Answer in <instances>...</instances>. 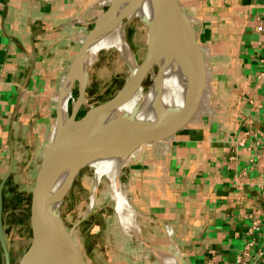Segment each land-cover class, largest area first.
Segmentation results:
<instances>
[{"label":"crops","instance_id":"obj_1","mask_svg":"<svg viewBox=\"0 0 264 264\" xmlns=\"http://www.w3.org/2000/svg\"><path fill=\"white\" fill-rule=\"evenodd\" d=\"M178 1L197 33L206 88L184 128L145 143L122 169V191L163 229L181 264H264L257 248L239 259L249 215L264 220V0ZM111 2L0 0V188L10 173L0 264L4 243L19 264L14 231L32 234V192L66 78ZM114 244L109 264H154L146 244Z\"/></svg>","mask_w":264,"mask_h":264},{"label":"water","instance_id":"obj_2","mask_svg":"<svg viewBox=\"0 0 264 264\" xmlns=\"http://www.w3.org/2000/svg\"><path fill=\"white\" fill-rule=\"evenodd\" d=\"M119 1L112 0L107 10L94 21L95 26L77 52L66 78L65 83L74 74L77 75L75 82H79L78 98L67 116L61 113L58 105V120L52 128L32 192V242L19 264H89L73 239V230H67L61 216V203L66 193L60 197L55 191L59 172L73 157L70 155L71 151L85 148L131 151L136 147L141 148L145 143L163 140L184 128L198 110L206 88V67L195 27L178 0H150L153 15L143 21L154 31L160 45L164 47L168 44L182 61L186 85L183 103L159 107L156 116L149 120L137 119L136 113L132 116L115 115L116 108L122 103L115 104V101L123 95L126 98L123 103L126 102L129 94L141 88L145 74L157 63L156 54L160 46L151 37L149 29V51L146 59L137 63L140 66L136 74L137 81L133 72L130 73L126 86L114 98L91 107L79 117L88 84V75L82 74L79 68L81 64L84 65L95 37L104 32L111 18L121 13L118 9ZM132 1L137 10L145 0ZM119 17V22L122 23L126 15ZM160 98L161 93L157 100ZM84 167L83 164L78 165L72 171L71 185ZM9 175L8 172L0 188V221L3 215L2 192ZM9 249V245L4 243L7 264H11Z\"/></svg>","mask_w":264,"mask_h":264},{"label":"rangeland","instance_id":"obj_3","mask_svg":"<svg viewBox=\"0 0 264 264\" xmlns=\"http://www.w3.org/2000/svg\"><path fill=\"white\" fill-rule=\"evenodd\" d=\"M121 13L116 15L115 19L121 28L124 27L125 29V39L134 53L136 63H142L149 51V27L140 17L132 19L126 17L120 23L119 16L124 15ZM94 26L92 24L90 30ZM94 55L92 56V49L90 48L85 58V61H88L87 64L90 63V58L94 57ZM96 57L97 62L89 67L87 72L86 99L79 112V117H82L91 107L106 103L114 98L124 89L129 79L130 68L127 63L123 62V57L115 47L109 49L102 48ZM159 72L160 66L156 63L145 74L141 85L143 92L147 93L153 87H156V90L159 89ZM78 94L79 82L76 81L69 98V112H71ZM95 185L94 169L91 166H85L74 179L61 203V216L64 224L68 231H72L74 228L73 233L77 241L76 244L89 264H109L108 255L112 254V251L116 247H114V241H119L121 246L125 241L135 246L139 245L140 247L146 244L147 246L144 245L146 247L145 251L147 250L149 259L154 264H161L159 255L157 254L158 250L171 252L176 256L177 253L174 246L167 247L170 240L162 233L163 229L157 226L156 223L150 222L147 216L143 213L141 214L136 208L140 213L138 220L141 231L140 234L133 238L124 234L120 216L115 210V202L110 197L103 202H98L92 211L87 212L91 192ZM151 234L153 236L150 237ZM31 242L32 234L30 232L23 235L20 230L19 232L16 230L11 235V249H13L19 262L27 253ZM178 264H181L180 261Z\"/></svg>","mask_w":264,"mask_h":264},{"label":"bare ground","instance_id":"obj_4","mask_svg":"<svg viewBox=\"0 0 264 264\" xmlns=\"http://www.w3.org/2000/svg\"><path fill=\"white\" fill-rule=\"evenodd\" d=\"M118 9L120 12L126 11L123 12V14L130 19L140 17L143 21L144 19L152 18L153 15L150 0H145L141 8L137 10H135L132 0H120L118 2ZM106 27L104 32L98 34L91 43L90 48L92 49V56L95 54L94 57L90 58V63L87 64L88 61L86 60L84 65L81 64L79 70L86 76L89 67L97 62V53L102 48L109 49L115 47L123 57V62L127 63L130 68L129 76L130 73L133 72V76L136 79L135 81H137L138 76L136 74H138L140 66L136 63L134 53L125 39L124 27L121 28L115 16L110 19ZM150 33L151 37H154L155 43L160 46V50L156 54V62L160 66V87L158 90H156V87H153L147 93L143 92L142 88H139L135 93L129 94L127 96V101L124 103L123 99L126 98L121 95L115 101V104L122 102L121 105L119 104L116 108L115 115L117 116H132L133 113H136L137 119L149 120L156 116L159 107L182 104L185 99L186 85L181 59L177 56L176 51L168 46V44L164 45V47L160 45L152 29H150ZM141 69H143V67ZM76 78L78 77L74 74L67 81L61 96L60 111L64 116H67L69 113L68 103ZM159 93H161V98L157 100ZM139 151L140 147H136L131 151L112 150L107 148H97L94 150L85 148L71 151L70 155L73 157L68 165L59 172L55 191L60 197L67 193L72 182V179H70L72 171L78 165L83 164L85 166H91L95 172L96 185L94 189H92L87 212H90V210L92 211L98 202H103L110 197L115 202V210L120 216L124 234L133 238L140 234L141 231L138 220L140 213L130 205L123 194L120 175L122 169L138 156ZM101 186L103 187L101 188ZM72 236L76 243L77 241L74 233ZM157 254L160 257L161 264H178L179 262L174 255L167 252L157 251Z\"/></svg>","mask_w":264,"mask_h":264},{"label":"built area","instance_id":"obj_5","mask_svg":"<svg viewBox=\"0 0 264 264\" xmlns=\"http://www.w3.org/2000/svg\"><path fill=\"white\" fill-rule=\"evenodd\" d=\"M261 191L264 196V186L261 187ZM246 234L247 239L239 259L251 256L254 248L258 249V254H263L264 243L261 242V239H264V220L258 215V212H253L249 215V225Z\"/></svg>","mask_w":264,"mask_h":264}]
</instances>
